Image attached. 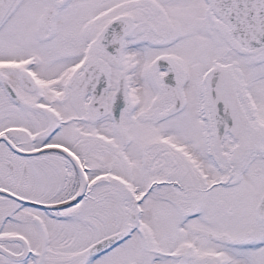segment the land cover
Returning <instances> with one entry per match:
<instances>
[{"label":"snow or ice","instance_id":"obj_1","mask_svg":"<svg viewBox=\"0 0 264 264\" xmlns=\"http://www.w3.org/2000/svg\"><path fill=\"white\" fill-rule=\"evenodd\" d=\"M0 264H264V0H0Z\"/></svg>","mask_w":264,"mask_h":264}]
</instances>
